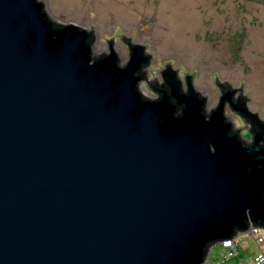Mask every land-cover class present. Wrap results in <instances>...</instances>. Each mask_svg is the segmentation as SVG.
I'll return each mask as SVG.
<instances>
[{
	"label": "water",
	"instance_id": "95a60500",
	"mask_svg": "<svg viewBox=\"0 0 264 264\" xmlns=\"http://www.w3.org/2000/svg\"><path fill=\"white\" fill-rule=\"evenodd\" d=\"M46 15L42 0H0V264H196L204 240L264 219V123L243 81L233 105L252 146L229 133L230 96L206 117L207 94L182 92L166 62L170 91L143 101L144 44L95 61L88 29L56 20L54 35Z\"/></svg>",
	"mask_w": 264,
	"mask_h": 264
},
{
	"label": "rangeland",
	"instance_id": "374dc122",
	"mask_svg": "<svg viewBox=\"0 0 264 264\" xmlns=\"http://www.w3.org/2000/svg\"><path fill=\"white\" fill-rule=\"evenodd\" d=\"M42 1L52 19L75 22L95 32L94 56L110 52L108 39L114 38L113 48L120 64H125L130 47L119 33L132 36L134 44H144L152 55L145 69L147 79L156 74L160 82L166 62H171L174 70L179 68L181 76L193 73L192 83L207 94L208 110L219 102L217 75L237 88L243 81L242 92L250 97L251 110L264 117V0ZM142 84L154 93L146 80ZM227 116L236 120L237 127L245 123L229 108ZM260 230L264 236V227ZM237 249V255L222 260L223 249L216 243L202 264H245L264 250V242L257 243L243 231Z\"/></svg>",
	"mask_w": 264,
	"mask_h": 264
},
{
	"label": "flooded vegetation",
	"instance_id": "af4514ba",
	"mask_svg": "<svg viewBox=\"0 0 264 264\" xmlns=\"http://www.w3.org/2000/svg\"><path fill=\"white\" fill-rule=\"evenodd\" d=\"M128 43L130 44V48H131V46L134 45V42H132L130 40H129ZM110 46L113 48V43L112 42H110ZM110 52H108V53H110ZM108 53H102V54H108ZM151 58H152V55L150 54V59ZM147 65H149V62L147 63ZM145 69H146V66L143 68V70H145ZM166 71L169 72L168 73L169 76L172 74V72H174V71H171L170 69H168V70L163 69L162 70V74H163L162 80L160 82L156 81V80L151 82V87L155 90L154 93L152 94V96L151 95H147L141 88L142 92L150 100L158 101V100H160L162 98L163 92H165V91L169 92L170 91V87L166 83V78H167L165 76ZM175 71H177V70H175ZM173 74L175 75V73H173ZM175 76L180 81L181 91L187 93L188 90H189V82H188V79H187L189 77V75L181 76L179 74V71H177ZM217 85H218V88H219V91H220L219 102H218V104L215 107H212L210 110L207 109V106H208V103H207V105L204 107V112L206 114V117H209L211 115V113L214 111V109L219 105L221 97L223 95L230 96V97H228L225 100V103H224V108H225L224 113H225L226 121L232 123L231 124V129H230V134H231V132L232 133L233 132H237V134L239 135L240 139L242 140L243 145L252 146L254 144L255 140H256V138H255V136L253 134L254 125L249 123V122H247L246 118L243 117L241 115V113L234 108V105H233V104L240 105L239 102L241 101V97H242L241 91L238 88L232 86L227 81H220V83H218ZM207 102H208V98H207ZM247 103H248V101H247ZM228 108L235 115V117H237V119H244L245 123H244L243 126L237 127L236 126V120H234V119L233 120H229V118L227 116V109ZM253 112H255V111H253ZM181 114H182V105H178V108H177V111H176L175 115H181ZM259 117H260L261 121L264 123V117H262L260 114H259ZM255 128H257L258 130H262V128H260L258 125ZM243 129H244V131H243ZM247 133H249L248 137L245 136V135H247ZM263 134H264V132H263ZM259 143H260L261 146H264V140H260ZM261 159H262L261 154H258L256 157H253V160H256V161H259ZM257 221L260 222V224L258 225L260 228L264 227V219H260V220H257ZM251 225H253V222L249 221V227H248V229L246 231L249 230Z\"/></svg>",
	"mask_w": 264,
	"mask_h": 264
},
{
	"label": "trees",
	"instance_id": "16d2710c",
	"mask_svg": "<svg viewBox=\"0 0 264 264\" xmlns=\"http://www.w3.org/2000/svg\"><path fill=\"white\" fill-rule=\"evenodd\" d=\"M46 19H47V21L49 22V24H50V30H51V32L55 35V34H57L59 31H61L66 25L65 24H63V23H61V22H58V21H56V20H54V19H52V18H50V16H48V15H46ZM79 30H83V28L82 27H80L79 28ZM88 37L86 38V40L84 41V45H85V48H91V46H92V44H93V42L95 41V39H96V35H95V33H94V31L93 30H88ZM127 42H129V40L127 41ZM108 54H101L100 56H94V55H92V58L95 60V61H97L99 58H103V57H105V56H107ZM119 62V56H118V59H117V63ZM147 65V63H144V64H142V66L136 71V75H138L139 77H140V80H139V82L137 83V85H136V90H137V92H138V94L139 95H141V99L143 100V101H147L149 98L142 92V90H141V87H140V82L142 81V80H146L147 79V72L145 71V70H143V68L145 67ZM122 69L123 68H121V71H122ZM190 77V78H189ZM187 79H188V82H189V85L193 82V78L191 77V76H189ZM172 100H173V102L174 103H176V100L175 99H173L172 98ZM177 108H178V105L176 106V110H175V113H176V111H177ZM176 116H178V117H180L181 115H176ZM230 133V132H229ZM233 134H237V132H231V135H233ZM238 135V134H237ZM238 137H239V135H238ZM240 138V137H239ZM248 224H249V221H246L245 220V225H246V227L248 226ZM253 224H255V225H259L260 224V222H258V221H255V222H253ZM243 231H245V229H243V228H241V227H238L237 225H233V233H234V235H237L238 233H241V232H243ZM221 241V239H219V238H216V239H206V240H204V242H203V247H202V253L199 255V257H200V263H196V264H202L204 261H205V259H206V257L208 256V254L210 253V250H211V248H212V246L214 245V244H216V243H219Z\"/></svg>",
	"mask_w": 264,
	"mask_h": 264
},
{
	"label": "built area",
	"instance_id": "2783aa9c",
	"mask_svg": "<svg viewBox=\"0 0 264 264\" xmlns=\"http://www.w3.org/2000/svg\"><path fill=\"white\" fill-rule=\"evenodd\" d=\"M261 228L258 225H251L248 232L253 235L257 243L262 244L264 242V236L261 234ZM240 234L238 233L232 238H226L219 242L223 247V259H229L239 253L237 247L240 243ZM245 264H264V250H259L251 260L247 261Z\"/></svg>",
	"mask_w": 264,
	"mask_h": 264
},
{
	"label": "crops",
	"instance_id": "0c3cea01",
	"mask_svg": "<svg viewBox=\"0 0 264 264\" xmlns=\"http://www.w3.org/2000/svg\"><path fill=\"white\" fill-rule=\"evenodd\" d=\"M45 6H46V4H45ZM221 246V245H220ZM221 248L223 249V247L221 246ZM223 251H224V249H223Z\"/></svg>",
	"mask_w": 264,
	"mask_h": 264
},
{
	"label": "bare ground",
	"instance_id": "6f19581e",
	"mask_svg": "<svg viewBox=\"0 0 264 264\" xmlns=\"http://www.w3.org/2000/svg\"><path fill=\"white\" fill-rule=\"evenodd\" d=\"M217 53H218V51H217Z\"/></svg>",
	"mask_w": 264,
	"mask_h": 264
}]
</instances>
